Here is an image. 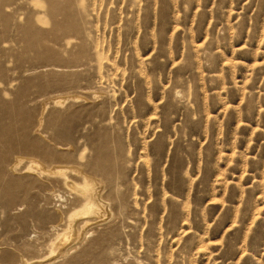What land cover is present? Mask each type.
Returning <instances> with one entry per match:
<instances>
[{
	"label": "rangeland",
	"instance_id": "obj_1",
	"mask_svg": "<svg viewBox=\"0 0 264 264\" xmlns=\"http://www.w3.org/2000/svg\"><path fill=\"white\" fill-rule=\"evenodd\" d=\"M0 264H264V0H0Z\"/></svg>",
	"mask_w": 264,
	"mask_h": 264
},
{
	"label": "bare ground",
	"instance_id": "obj_2",
	"mask_svg": "<svg viewBox=\"0 0 264 264\" xmlns=\"http://www.w3.org/2000/svg\"><path fill=\"white\" fill-rule=\"evenodd\" d=\"M56 103L61 104L62 100ZM17 162H20V160H17ZM29 163V167L27 168L29 170L62 176L64 185L73 193H77L82 199V204L81 206L79 205L80 207L77 209L75 208L69 215L67 213V227L59 231L55 241L51 243L50 256H52V263V261L57 260V258H65L69 254V250L72 249L71 244L73 242L75 245H78L93 234L89 231V227L93 224L90 222V219L101 218L105 214L109 217L112 215V212L110 211V213H108L109 203L102 200L100 197V191L97 190V180L94 177L86 175L79 168L59 166L45 169L42 163L34 159H30ZM69 170L81 175L82 182L75 183L69 180L70 178L67 176ZM59 197L60 199L63 198L62 196ZM77 219L83 220L79 228L74 224V221H77ZM54 228L57 229V226H54L53 229Z\"/></svg>",
	"mask_w": 264,
	"mask_h": 264
}]
</instances>
